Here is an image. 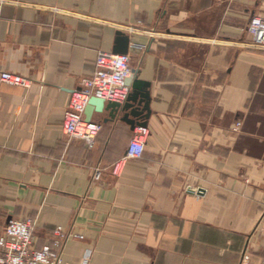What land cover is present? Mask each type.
<instances>
[{"label": "crops", "instance_id": "crops-1", "mask_svg": "<svg viewBox=\"0 0 264 264\" xmlns=\"http://www.w3.org/2000/svg\"><path fill=\"white\" fill-rule=\"evenodd\" d=\"M4 1L0 77L31 84L0 81V235L30 218L37 249L57 228L83 236L64 264H264V49L248 31L264 0ZM117 32L151 98L120 175L143 127L95 109L92 149L64 134Z\"/></svg>", "mask_w": 264, "mask_h": 264}, {"label": "built area", "instance_id": "built-area-1", "mask_svg": "<svg viewBox=\"0 0 264 264\" xmlns=\"http://www.w3.org/2000/svg\"><path fill=\"white\" fill-rule=\"evenodd\" d=\"M6 5L0 0V19ZM252 36V45L264 49V17H253L248 26ZM96 72L90 78L82 80L78 89L73 91L70 106L65 114L64 134L69 139L82 140L89 149L95 145L101 131V125L86 121V110L93 98L106 103L123 104L127 101L130 89L126 81L133 76L131 56L116 55L101 51L96 60ZM0 81L11 86L29 87L30 80L11 73H3ZM241 123L237 124V130ZM149 133L146 128H139L129 143L126 156L114 167V174L120 175L124 163L140 159L146 147ZM96 180L100 174L95 175ZM37 227L33 219L11 220L0 235V264H64L61 249L70 239L83 240V236L69 234L57 228L54 240L41 249L34 246V232ZM241 264H250V256L244 254Z\"/></svg>", "mask_w": 264, "mask_h": 264}, {"label": "water", "instance_id": "water-1", "mask_svg": "<svg viewBox=\"0 0 264 264\" xmlns=\"http://www.w3.org/2000/svg\"><path fill=\"white\" fill-rule=\"evenodd\" d=\"M130 38L123 32H117L116 46L114 53L116 55H127L129 53ZM133 76L126 81L128 87L132 88L127 101L123 104L106 103L103 100L93 98L86 110L85 116L87 122H92V115L95 109L102 113L109 112L110 118L120 116L121 120L129 124L132 129L136 127H147V120L151 116L150 109V85L140 81ZM11 219L8 220L10 222Z\"/></svg>", "mask_w": 264, "mask_h": 264}]
</instances>
